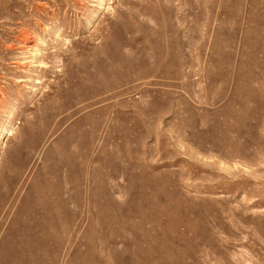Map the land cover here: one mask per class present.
<instances>
[{
  "label": "rangeland",
  "instance_id": "rangeland-1",
  "mask_svg": "<svg viewBox=\"0 0 264 264\" xmlns=\"http://www.w3.org/2000/svg\"><path fill=\"white\" fill-rule=\"evenodd\" d=\"M0 264H264V0H0Z\"/></svg>",
  "mask_w": 264,
  "mask_h": 264
},
{
  "label": "bare ground",
  "instance_id": "bare-ground-1",
  "mask_svg": "<svg viewBox=\"0 0 264 264\" xmlns=\"http://www.w3.org/2000/svg\"><path fill=\"white\" fill-rule=\"evenodd\" d=\"M108 1V0H107ZM11 132V129L6 130V133L9 134Z\"/></svg>",
  "mask_w": 264,
  "mask_h": 264
}]
</instances>
